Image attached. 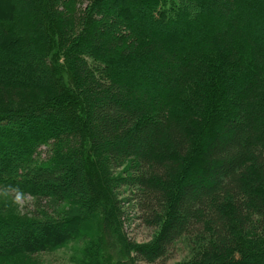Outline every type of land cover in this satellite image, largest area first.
<instances>
[{
	"label": "trees",
	"instance_id": "trees-1",
	"mask_svg": "<svg viewBox=\"0 0 264 264\" xmlns=\"http://www.w3.org/2000/svg\"><path fill=\"white\" fill-rule=\"evenodd\" d=\"M80 1L0 0V187L74 207L0 210V264L80 236L76 264L182 237L176 264H264V0ZM117 185L153 241L127 240Z\"/></svg>",
	"mask_w": 264,
	"mask_h": 264
},
{
	"label": "rangeland",
	"instance_id": "rangeland-1",
	"mask_svg": "<svg viewBox=\"0 0 264 264\" xmlns=\"http://www.w3.org/2000/svg\"><path fill=\"white\" fill-rule=\"evenodd\" d=\"M80 2H82V0ZM103 161H105L106 170L111 172L112 176L114 177H118L119 175H121L122 169L126 168L128 163V161H126L125 163L117 167V165L112 164V160L110 161L108 158H105ZM126 189H122L119 185L114 188L115 196H117L118 194V197L121 199V225L123 227L125 236L130 243L133 241L134 244L140 245L151 242L154 239L155 230L151 226L141 223L140 220L137 219L138 212L136 207L133 205V203L129 202V200L127 202L125 200L126 193H128V189ZM34 197V201H31L22 209L13 205L10 200H0V210L6 209V211H13L19 214L23 213L28 215L39 213L41 211H68L69 214H73L72 212H74V207L69 202H62L61 200L44 198L40 196ZM83 227H87L91 231L87 236L98 235L96 225H94V223L86 224ZM84 243V236H80L77 238L75 237L73 239L71 238L70 240L65 242L64 245L57 247L54 250L42 252L37 255L35 254L33 262L34 264H76V261L82 255L81 249ZM200 248L201 244L198 240H194L193 238L188 237H182L172 245L171 249L167 253V256L165 257L164 262L161 261L153 264H176L188 261L198 255ZM133 250L134 249H132L130 252V256L132 257L134 256ZM104 257L105 256L102 252L100 259ZM133 264L151 263H147L145 261L134 258Z\"/></svg>",
	"mask_w": 264,
	"mask_h": 264
},
{
	"label": "clouds",
	"instance_id": "clouds-1",
	"mask_svg": "<svg viewBox=\"0 0 264 264\" xmlns=\"http://www.w3.org/2000/svg\"><path fill=\"white\" fill-rule=\"evenodd\" d=\"M35 197L31 193L25 192L22 188L16 185L8 184L0 187V200L11 201V203L18 208H24Z\"/></svg>",
	"mask_w": 264,
	"mask_h": 264
}]
</instances>
